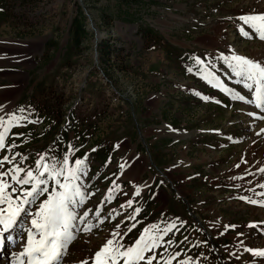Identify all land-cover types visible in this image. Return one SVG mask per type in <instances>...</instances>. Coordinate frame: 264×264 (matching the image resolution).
I'll use <instances>...</instances> for the list:
<instances>
[{
	"label": "rangeland",
	"instance_id": "1",
	"mask_svg": "<svg viewBox=\"0 0 264 264\" xmlns=\"http://www.w3.org/2000/svg\"><path fill=\"white\" fill-rule=\"evenodd\" d=\"M250 14L264 0H0V118H18L0 172L85 161L76 212L88 215L62 264H92L108 239L132 245L144 229L159 238L153 264H264L245 251L264 249V207L241 199L264 201V112L201 78L251 98L229 67L233 55L264 65L239 19ZM11 235L3 264L23 251L26 234Z\"/></svg>",
	"mask_w": 264,
	"mask_h": 264
},
{
	"label": "snow or ice",
	"instance_id": "2",
	"mask_svg": "<svg viewBox=\"0 0 264 264\" xmlns=\"http://www.w3.org/2000/svg\"><path fill=\"white\" fill-rule=\"evenodd\" d=\"M239 19L251 30V33L264 41V14H250L241 16ZM240 31L245 37L251 38L248 32L243 29ZM221 59L228 58L221 57ZM230 60L229 67L238 78L237 83L242 84V87L251 93L250 99H246L238 92H232L211 72H204L201 78L212 87L219 88L230 95L233 100L254 104L257 109L264 112V65L239 55H233ZM196 63L202 64V61L197 59ZM196 95L200 94L196 93ZM201 98L209 99L204 96ZM16 119L18 118L14 117L5 121L0 118V151L5 150V141ZM6 162L8 157L0 159V166ZM62 163L64 167L57 168L55 163L49 166L38 162L35 173L31 170L25 172L19 167L0 172V248L4 246L5 239L9 242L14 239L11 232L18 230L26 234L23 251L16 254L14 264H62L69 245L77 238L78 229L75 222L78 219L83 222L88 215L87 212L82 215L76 212V208L85 203V193L81 191V186L77 183L81 174L86 172L85 161L75 160L74 168L68 167L67 157ZM41 168L43 170H40ZM49 181H54L56 185L51 191ZM260 187L264 188V184ZM41 196L45 198L40 200ZM108 199H111V196ZM241 199L264 207V201L251 200L247 197H241ZM37 201L40 202L37 204ZM32 205L35 206V211L30 207ZM128 205L131 206V201ZM136 212L138 213L139 209H136ZM255 226L249 225V227ZM226 227L234 228L235 226ZM153 229L158 230L155 225ZM90 230L89 224L84 231ZM6 233H8L7 237ZM113 235L116 236L119 233H113ZM158 239L151 235L149 229H144V233L128 246L108 239L100 250L95 252L92 264H120L121 261L123 264H141V261L144 264H153V260L157 259L156 255L146 258L145 254L160 246ZM245 251L264 258V249L245 248ZM83 264H89V262L84 261ZM158 264H160L159 261ZM163 264H170V261H164Z\"/></svg>",
	"mask_w": 264,
	"mask_h": 264
},
{
	"label": "trees",
	"instance_id": "3",
	"mask_svg": "<svg viewBox=\"0 0 264 264\" xmlns=\"http://www.w3.org/2000/svg\"><path fill=\"white\" fill-rule=\"evenodd\" d=\"M69 31L72 33L74 40L78 43L81 36L85 35V28L83 26V15L81 11L77 8L76 14L71 19V29Z\"/></svg>",
	"mask_w": 264,
	"mask_h": 264
},
{
	"label": "crops",
	"instance_id": "4",
	"mask_svg": "<svg viewBox=\"0 0 264 264\" xmlns=\"http://www.w3.org/2000/svg\"><path fill=\"white\" fill-rule=\"evenodd\" d=\"M12 86H14V85H12ZM14 93V91H11L10 93H9V96H8V98L9 99H18L19 98V96H17V97H15V98H13V94ZM21 96V95H20ZM8 98H6V99H8Z\"/></svg>",
	"mask_w": 264,
	"mask_h": 264
},
{
	"label": "bare ground",
	"instance_id": "5",
	"mask_svg": "<svg viewBox=\"0 0 264 264\" xmlns=\"http://www.w3.org/2000/svg\"><path fill=\"white\" fill-rule=\"evenodd\" d=\"M183 134V133H182ZM176 137H178V138H180L182 135L181 134H176L175 135ZM263 214V213H262ZM264 215V214H263ZM0 264H3V262L2 261H0Z\"/></svg>",
	"mask_w": 264,
	"mask_h": 264
}]
</instances>
